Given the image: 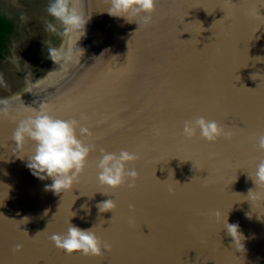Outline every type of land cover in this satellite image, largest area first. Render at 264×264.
I'll list each match as a JSON object with an SVG mask.
<instances>
[{
  "label": "water",
  "instance_id": "1",
  "mask_svg": "<svg viewBox=\"0 0 264 264\" xmlns=\"http://www.w3.org/2000/svg\"><path fill=\"white\" fill-rule=\"evenodd\" d=\"M89 3L95 25L82 63L63 75L56 63L41 82L1 99L11 114L0 118V264H261L264 201L247 197L258 190L249 174L264 160L255 146L264 134V0H157L146 27L110 16L108 0ZM41 103L93 133L84 172L59 195L27 167L33 145L12 140L26 107ZM197 116L232 138L186 139L184 121ZM100 149L140 156L127 166L139 173L135 188L99 185ZM108 199L115 211L100 213ZM224 218L238 225L241 244ZM69 223L93 229L111 251L58 249L50 237Z\"/></svg>",
  "mask_w": 264,
  "mask_h": 264
},
{
  "label": "clouds",
  "instance_id": "2",
  "mask_svg": "<svg viewBox=\"0 0 264 264\" xmlns=\"http://www.w3.org/2000/svg\"><path fill=\"white\" fill-rule=\"evenodd\" d=\"M156 4L157 0H108V14L124 18L127 22H136L139 27L141 25L146 27L152 22ZM46 11L53 21L63 26L62 34L69 40L66 51L50 48L49 58L55 64L70 62L77 58L82 50L77 47V43L84 36L88 22L83 0H49ZM21 18L23 19V16ZM45 28L47 31H56V26L52 22L45 21ZM2 82L0 78V83ZM26 108L29 114L19 121L12 140L18 149H22L29 142L33 145L32 152L28 155L27 167L41 180L51 178L52 183L46 186L48 190L57 195L71 191L84 172L88 157L94 150V145L85 142V138H91L93 133L75 118L65 120L53 116L45 103H41L38 108ZM10 114V102L0 100V118H8ZM81 119L86 117L82 116ZM198 133L200 139L209 143H214L220 138L231 139L233 136L231 130L222 127L216 120H208L204 116L184 121L182 135L186 139H193ZM255 140L258 151L264 152V134H259ZM139 159L140 156L137 153L125 149H121L118 154L100 149V158L96 165L99 170L97 175L99 185L111 190L125 185L129 189L135 188L139 173L135 168L129 170L127 166ZM249 176L258 190H250L247 198L252 203L264 201V191H262L264 190V160L256 165L254 172ZM101 193L108 195L107 192ZM116 207L113 199L102 201L97 205L100 213L114 212ZM214 215L220 219L222 213L217 211ZM134 222L133 219L129 220L130 224ZM222 222L235 243L241 244L242 237L238 225L228 224L226 218ZM50 240L58 249L69 255L80 253L84 256L101 257L105 251H111V245L99 238L93 229H81L71 223L65 234H53ZM22 248L23 246L18 244L13 251L18 252Z\"/></svg>",
  "mask_w": 264,
  "mask_h": 264
},
{
  "label": "rangeland",
  "instance_id": "3",
  "mask_svg": "<svg viewBox=\"0 0 264 264\" xmlns=\"http://www.w3.org/2000/svg\"><path fill=\"white\" fill-rule=\"evenodd\" d=\"M48 3L49 0H0V14L12 19L16 26L0 62V100L19 95L30 84L44 80L56 65L48 50L65 48L68 37L62 34L63 26L48 16ZM45 21L54 23L56 31H47Z\"/></svg>",
  "mask_w": 264,
  "mask_h": 264
},
{
  "label": "bare ground",
  "instance_id": "4",
  "mask_svg": "<svg viewBox=\"0 0 264 264\" xmlns=\"http://www.w3.org/2000/svg\"><path fill=\"white\" fill-rule=\"evenodd\" d=\"M83 8L85 11L86 16H88V22L85 26V34L83 37H81V39L78 41L77 43V47L80 49H84V50H80V52L78 53V56L80 55V53L82 52L83 54L80 56L79 60H77V58L73 59L70 62L64 63L61 67V75L68 73L73 66H79L82 63V60H84V56H86V50L87 49V45L90 42V37L92 34V27L93 24L95 25V13L91 11L90 8H94L93 5L91 6V4L89 3V0H83ZM194 10H195V5H194ZM93 35H94V30H93ZM77 60V62H76ZM59 71V66L56 69L55 73H57ZM60 75V76H61ZM57 77H59V72Z\"/></svg>",
  "mask_w": 264,
  "mask_h": 264
},
{
  "label": "trees",
  "instance_id": "5",
  "mask_svg": "<svg viewBox=\"0 0 264 264\" xmlns=\"http://www.w3.org/2000/svg\"><path fill=\"white\" fill-rule=\"evenodd\" d=\"M15 27L12 19L0 14V62L3 60L8 37L14 33Z\"/></svg>",
  "mask_w": 264,
  "mask_h": 264
}]
</instances>
